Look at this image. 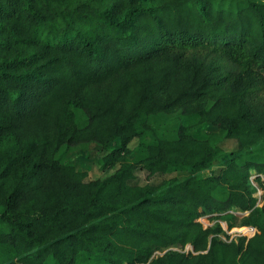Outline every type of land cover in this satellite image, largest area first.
<instances>
[{
    "label": "trees",
    "instance_id": "obj_1",
    "mask_svg": "<svg viewBox=\"0 0 264 264\" xmlns=\"http://www.w3.org/2000/svg\"><path fill=\"white\" fill-rule=\"evenodd\" d=\"M263 73L264 0H0V264H264ZM93 143L105 179L57 159Z\"/></svg>",
    "mask_w": 264,
    "mask_h": 264
},
{
    "label": "rangeland",
    "instance_id": "obj_2",
    "mask_svg": "<svg viewBox=\"0 0 264 264\" xmlns=\"http://www.w3.org/2000/svg\"><path fill=\"white\" fill-rule=\"evenodd\" d=\"M151 8H156L158 5L153 4L149 5ZM223 68L228 70L230 67L226 63H222ZM264 74V73H263ZM78 120L81 127H85L88 123L87 117L81 111L78 112ZM152 127L157 132L158 136L162 139H175L177 136V132L181 123V114L176 115H158L157 117H152L150 121ZM219 133V130L213 126L205 125L201 129L197 130L194 134L198 139H207L212 134ZM138 145V141H134L131 144V148L135 149ZM120 147V142H116L111 145V150ZM221 148H223L226 152L230 153L237 148V143L235 141L225 140L221 144ZM109 151H104L103 148L97 144H87L81 145L75 148L66 147L62 149V151L58 154L57 159H59L63 164L75 166L78 170H82L88 172L89 178L88 180H98L105 179L111 176L114 172H103L102 171V159L108 154ZM248 160L253 159L257 162L264 163V147L256 149L252 155H250ZM226 165V160H222L216 163V167L214 171L210 173H205V176H211L212 174H218L220 172L221 167ZM137 179L132 183L134 185H160L164 180L178 177L180 180H184L187 178L188 174L180 173L171 176H162L156 175L154 177H150L149 174L145 171L137 172ZM264 181V176L262 177ZM258 188L255 197L259 200V207L264 206V189L256 185ZM221 192H224L223 190ZM222 193L218 195L219 198H222ZM239 216V214H235ZM240 217V216H239ZM200 222L203 224L205 228L212 227L216 224H220L223 228V231L226 235L231 238H237L246 236L248 239L253 238L257 234V230L253 228H249L250 230H240L244 228L239 227V219L237 221V227L233 230H229L228 224L222 221H212L210 217H203L200 219ZM253 229V230H252ZM224 238V237H223ZM191 248H188L190 250ZM53 264V263H50Z\"/></svg>",
    "mask_w": 264,
    "mask_h": 264
},
{
    "label": "built area",
    "instance_id": "obj_3",
    "mask_svg": "<svg viewBox=\"0 0 264 264\" xmlns=\"http://www.w3.org/2000/svg\"><path fill=\"white\" fill-rule=\"evenodd\" d=\"M244 229H246V228H244ZM249 229V228H248ZM250 231H251V229H249ZM253 230V229H252ZM246 237V236H245Z\"/></svg>",
    "mask_w": 264,
    "mask_h": 264
},
{
    "label": "crops",
    "instance_id": "obj_4",
    "mask_svg": "<svg viewBox=\"0 0 264 264\" xmlns=\"http://www.w3.org/2000/svg\"><path fill=\"white\" fill-rule=\"evenodd\" d=\"M207 173H210V172H207ZM210 176V175H209Z\"/></svg>",
    "mask_w": 264,
    "mask_h": 264
},
{
    "label": "bare ground",
    "instance_id": "obj_5",
    "mask_svg": "<svg viewBox=\"0 0 264 264\" xmlns=\"http://www.w3.org/2000/svg\"><path fill=\"white\" fill-rule=\"evenodd\" d=\"M246 231V230H245Z\"/></svg>",
    "mask_w": 264,
    "mask_h": 264
}]
</instances>
